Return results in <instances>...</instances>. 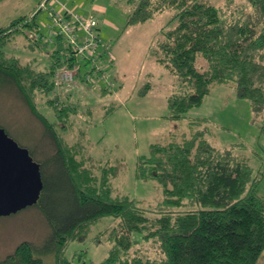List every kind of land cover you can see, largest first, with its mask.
I'll use <instances>...</instances> for the list:
<instances>
[{
    "label": "trees",
    "instance_id": "obj_1",
    "mask_svg": "<svg viewBox=\"0 0 264 264\" xmlns=\"http://www.w3.org/2000/svg\"><path fill=\"white\" fill-rule=\"evenodd\" d=\"M124 1L127 25L173 11L150 50L154 60L177 77L167 97L172 120L184 119L190 108L202 104L213 83L223 82L249 102L264 135V0H246L247 5L230 11L231 17L204 0ZM40 12L0 27V84L13 83L48 131L56 150L46 162L58 166L62 184L46 177L39 162L43 189L35 206L49 235L40 247L26 241L17 244L9 257L12 263L71 264L64 255L66 244L86 234L97 219L112 216L119 222L108 236L112 246L98 264H256L264 252V200L251 168L232 147L213 146L194 128L196 122H189L188 136L150 144L148 155L138 157L135 176L161 185L164 208L158 210H146L128 195L116 193L112 179L117 167L86 156L78 138L70 145L64 141L60 133L68 130V116L75 107L59 98L54 74L63 64L71 67L75 62L67 58L70 47L55 36L49 49L43 46L49 64L42 68L4 51L16 33L24 32L33 48L43 45L46 29L41 32ZM104 52L99 48V55ZM199 58L205 60L204 70L198 68ZM80 64L76 80L84 83L88 64ZM39 98L51 109L53 122L39 109ZM135 232L141 241L157 245L156 257L131 252L138 243L131 238Z\"/></svg>",
    "mask_w": 264,
    "mask_h": 264
},
{
    "label": "rangeland",
    "instance_id": "obj_2",
    "mask_svg": "<svg viewBox=\"0 0 264 264\" xmlns=\"http://www.w3.org/2000/svg\"><path fill=\"white\" fill-rule=\"evenodd\" d=\"M40 1L2 0L0 27L13 19L33 15L39 9ZM204 1L221 7L228 17L234 8L247 5L246 0ZM53 7L55 10L61 7L72 10L84 19L95 20L101 38L99 48L112 58L106 66V81L92 78L80 83L76 80L56 90L63 103L71 102L75 107L68 116L71 122L68 130L60 135L69 145L78 138V147L86 156L103 165L117 167V174L112 179L116 193L128 195L149 211L162 207L161 185L135 176L138 157L148 155L150 144H163L188 136L189 122L194 121V128L203 131L213 146L232 147L234 153L248 164L257 193L264 200V135L259 128L260 119L251 112L249 102L237 96L233 85L213 83L202 104L190 108L184 119L169 117L167 97L175 90L177 77L158 64L150 50L160 37V29L169 21L172 10L127 25L128 5L124 0H55ZM38 21L41 32H45V23L49 21L44 9L38 15ZM25 36L24 32L11 35L4 51L19 57L23 63L32 62L39 68L48 65L44 43L33 48ZM197 65L200 70L207 66L203 58L198 59ZM143 90H146L144 94L140 92ZM37 101L39 109L53 122L51 109L44 106L42 98ZM60 124L58 122L56 128ZM0 126L20 146L31 151L36 162L43 164L46 177L54 180L56 185L62 184L58 166L46 162L56 150L51 136L10 82L0 84ZM118 222L112 216L97 219L86 234L66 244L65 257L71 264H98L112 246L108 236ZM48 235L45 219L35 205L0 216V264H13L9 257L20 242L40 247ZM131 238L138 242L132 246V253L150 258L159 254L154 242L141 241V234L132 233ZM256 264H264V252Z\"/></svg>",
    "mask_w": 264,
    "mask_h": 264
},
{
    "label": "built area",
    "instance_id": "obj_3",
    "mask_svg": "<svg viewBox=\"0 0 264 264\" xmlns=\"http://www.w3.org/2000/svg\"><path fill=\"white\" fill-rule=\"evenodd\" d=\"M54 1L41 0L39 3V9L46 11L49 21L48 24L45 23L46 34L42 37L43 43L49 49L54 37L60 36L71 49L67 58L75 59L71 67L65 63L56 70L55 87L58 89L73 84L81 70L80 63L88 64L87 72L83 73L85 82L92 78L97 81L106 80L104 69L112 58L108 53H103L102 56L98 54L101 39L98 35L97 22L92 18L84 19L72 10H65L62 7L55 10Z\"/></svg>",
    "mask_w": 264,
    "mask_h": 264
},
{
    "label": "water",
    "instance_id": "obj_4",
    "mask_svg": "<svg viewBox=\"0 0 264 264\" xmlns=\"http://www.w3.org/2000/svg\"><path fill=\"white\" fill-rule=\"evenodd\" d=\"M42 189L40 164L0 126V216L35 205Z\"/></svg>",
    "mask_w": 264,
    "mask_h": 264
}]
</instances>
